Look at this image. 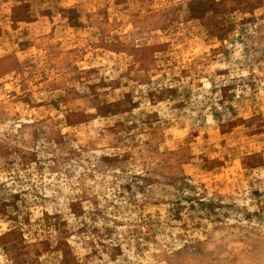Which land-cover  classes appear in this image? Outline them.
<instances>
[{"label":"rangeland","instance_id":"rangeland-1","mask_svg":"<svg viewBox=\"0 0 264 264\" xmlns=\"http://www.w3.org/2000/svg\"><path fill=\"white\" fill-rule=\"evenodd\" d=\"M0 264H264V0H0Z\"/></svg>","mask_w":264,"mask_h":264}]
</instances>
